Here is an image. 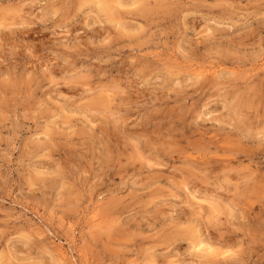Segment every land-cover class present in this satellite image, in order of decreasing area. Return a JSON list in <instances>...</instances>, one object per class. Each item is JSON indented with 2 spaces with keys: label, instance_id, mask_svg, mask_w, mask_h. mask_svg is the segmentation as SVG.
Instances as JSON below:
<instances>
[{
  "label": "clouds",
  "instance_id": "obj_1",
  "mask_svg": "<svg viewBox=\"0 0 264 264\" xmlns=\"http://www.w3.org/2000/svg\"><path fill=\"white\" fill-rule=\"evenodd\" d=\"M17 166L0 264H264V0H0Z\"/></svg>",
  "mask_w": 264,
  "mask_h": 264
},
{
  "label": "rangeland",
  "instance_id": "obj_2",
  "mask_svg": "<svg viewBox=\"0 0 264 264\" xmlns=\"http://www.w3.org/2000/svg\"><path fill=\"white\" fill-rule=\"evenodd\" d=\"M3 175V181H0V218H3L5 213L16 216L21 215L20 204L25 199L31 201L29 205L30 207L35 206L37 202L47 205V207L50 209L53 207V204L55 203V197L49 195L52 193L51 187L46 189L45 197L39 201L35 200V197H39V193H33L32 196L26 195L27 189L23 187L25 181L22 180L21 169L19 166H17L15 169L5 168ZM47 175H49V173L46 170L38 172V176L41 178ZM39 211L43 213L44 208H40ZM44 214L47 215V213ZM105 215H107V212ZM63 219L69 227H75V220L77 217L75 216L74 211L68 212L63 217ZM19 226L24 227L25 231H27L29 227H34L40 232H43L45 229L51 231V229L48 228L46 220L38 216H33L30 212L24 214L23 219H21L19 222ZM60 243H63V240H61Z\"/></svg>",
  "mask_w": 264,
  "mask_h": 264
}]
</instances>
